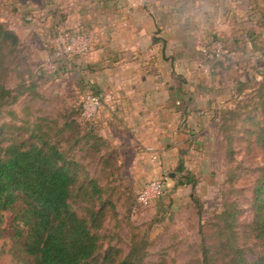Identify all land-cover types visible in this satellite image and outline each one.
I'll use <instances>...</instances> for the list:
<instances>
[{"label": "rangeland", "instance_id": "1", "mask_svg": "<svg viewBox=\"0 0 264 264\" xmlns=\"http://www.w3.org/2000/svg\"><path fill=\"white\" fill-rule=\"evenodd\" d=\"M4 5L0 0V20L16 31L20 42L0 51V83L13 88L14 94L18 95L16 101L0 110V140L18 133L28 135L31 129L38 127L85 165L103 187L104 197L113 203L101 229L104 249H113L115 257L120 259L137 246L145 254L143 264H201L200 226L205 223L208 242L213 243V229L207 221L223 208L227 199L237 197L242 207L240 221L250 219L245 197L249 195L255 169L262 161L261 154H249L246 149L238 148L235 160L231 161L220 125L223 122L231 125L236 120L235 127L243 130L249 123L248 117H264V106L260 105L264 101V36L257 39L256 48L234 49L237 55L230 61L205 58L200 64L209 75L208 83L216 87L218 84L226 100L221 102L213 124L207 129L205 146L195 141L192 151L188 148L182 150V154L180 152L183 171L189 170L197 179L193 186L177 184L180 159L167 167L160 165L158 172H151L156 166L150 164L157 158L150 154L146 159L140 158V149L130 143L112 142L109 152L113 149L117 156L111 152L116 163V168L111 170L84 141L75 142L76 137L84 134L81 127L91 119L83 113L75 117L81 124L79 135L76 130L61 131L71 109L82 105L84 110L87 93L97 92L92 86L83 88L79 84L84 81L76 63L81 53L76 54L71 63L59 62L54 66L51 57L56 31L54 23L51 21L47 25L48 30L42 32L43 38L32 16L13 12ZM246 104L249 105L245 107ZM235 107L239 116L233 119L234 114L232 116L229 110ZM99 111L92 117L95 121ZM182 124L189 129L185 120ZM196 139L193 137L192 140ZM232 170L239 172L236 188H245V192L239 195L230 190L232 187L226 181ZM139 192L142 204H137ZM195 198L202 205V214L198 212ZM84 206L82 201L74 202V207L82 214H85ZM13 217L11 211L0 212V264H21L19 245L12 237Z\"/></svg>", "mask_w": 264, "mask_h": 264}, {"label": "crops", "instance_id": "2", "mask_svg": "<svg viewBox=\"0 0 264 264\" xmlns=\"http://www.w3.org/2000/svg\"><path fill=\"white\" fill-rule=\"evenodd\" d=\"M1 4L32 16L42 37L52 21L90 38L77 57L84 80L79 84L105 95L98 116L103 135L135 145L140 158L157 156L151 172L179 160L182 150L192 151L195 141L204 147L226 100L200 67L201 46L216 39L236 51L256 48L264 36V0H154L148 7L138 0Z\"/></svg>", "mask_w": 264, "mask_h": 264}, {"label": "trees", "instance_id": "3", "mask_svg": "<svg viewBox=\"0 0 264 264\" xmlns=\"http://www.w3.org/2000/svg\"><path fill=\"white\" fill-rule=\"evenodd\" d=\"M19 42L16 31L0 20V51ZM59 62L64 61L53 60L54 66ZM17 98L13 88L0 83V110ZM260 105L264 106V101ZM236 107L229 110L234 114L233 119L239 116ZM82 113V105L71 109L61 131L76 130L79 135L81 124L75 117ZM247 121L243 130L235 127L236 120L231 125L223 122L220 128L231 161L235 160L238 148L246 149L249 154H261L262 161L255 169L249 195L244 196L251 217L240 221L239 199H227L223 208L207 221L213 229V243L208 242L205 223L200 226L201 264H264V117L251 116ZM81 128L84 134L76 137L75 142L84 141L114 170L116 163L111 152L116 156L117 152L113 149L109 152L112 141L103 135L98 118L96 121L91 118ZM179 165L177 184L195 186L197 179L189 170L183 171L182 158ZM238 176L239 172L232 170L226 177L236 195L245 192V188L240 190L235 186ZM104 194L103 187L85 165L53 141L46 131L34 127L28 135L18 133L0 140V212L11 211L14 215L12 237L19 245L21 264H143L145 254L137 246L120 259L115 257L113 249H104L101 229L109 216V206H113ZM139 195L140 192L137 204H142ZM75 201L85 203V214L77 211ZM194 201L202 214L199 200Z\"/></svg>", "mask_w": 264, "mask_h": 264}, {"label": "built area", "instance_id": "4", "mask_svg": "<svg viewBox=\"0 0 264 264\" xmlns=\"http://www.w3.org/2000/svg\"><path fill=\"white\" fill-rule=\"evenodd\" d=\"M138 1L146 7L151 6L154 2V0ZM52 43V60L56 59L71 63L76 54H82L87 51L90 44V38L79 32H70L64 23H60L55 31ZM200 50L205 58L211 61H230L237 55V52L234 49L226 47L221 41L216 39H211L204 43ZM103 100L104 95L101 92H88L83 104L84 116H87L88 119L95 116L100 109ZM151 156L154 159L157 158L154 154Z\"/></svg>", "mask_w": 264, "mask_h": 264}]
</instances>
